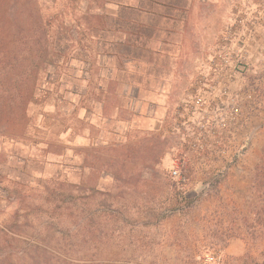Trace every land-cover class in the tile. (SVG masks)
<instances>
[{
  "label": "rangeland",
  "instance_id": "1",
  "mask_svg": "<svg viewBox=\"0 0 264 264\" xmlns=\"http://www.w3.org/2000/svg\"><path fill=\"white\" fill-rule=\"evenodd\" d=\"M237 1L0 0V264H264V95L169 173Z\"/></svg>",
  "mask_w": 264,
  "mask_h": 264
},
{
  "label": "built area",
  "instance_id": "2",
  "mask_svg": "<svg viewBox=\"0 0 264 264\" xmlns=\"http://www.w3.org/2000/svg\"><path fill=\"white\" fill-rule=\"evenodd\" d=\"M263 95L264 0H238L232 22L174 115L170 130L179 147L171 178L180 181L191 161L210 151L225 155L232 129L247 111L257 110ZM205 261L217 259L207 253Z\"/></svg>",
  "mask_w": 264,
  "mask_h": 264
},
{
  "label": "trees",
  "instance_id": "3",
  "mask_svg": "<svg viewBox=\"0 0 264 264\" xmlns=\"http://www.w3.org/2000/svg\"><path fill=\"white\" fill-rule=\"evenodd\" d=\"M84 1H86V0H84ZM100 8V10H102L103 9V7L102 6H99ZM86 12H87V10H86ZM96 17H98V18H100L101 16L100 15H97ZM118 24V23H117ZM125 24L130 28L131 27V29H134V26H135V24L134 23H131V22H127V21H125ZM119 25V24H118ZM101 27H103L104 28V25H103V21L101 20H98V23H97V25H96V27H94L93 28V30H95L96 32H98V31H100L98 28H101ZM133 27V28H132ZM66 29V28H65ZM90 28H88V30H89ZM104 30V29H103ZM49 39H51V40H49ZM49 39L48 38H45V40H44V46H51V55H49L48 54V52L46 51V50H44V58L45 59H47V58H49V59H47V61H49V60H55L56 58V60L57 61H59L62 57H63V55L65 56V52H64V49L61 47V43H60V38L59 37H49ZM123 50V49H122ZM125 50V49H124ZM54 58V59H53Z\"/></svg>",
  "mask_w": 264,
  "mask_h": 264
}]
</instances>
